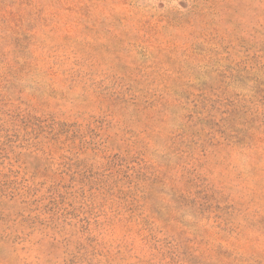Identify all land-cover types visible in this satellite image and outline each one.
<instances>
[{"label":"rangeland","instance_id":"1","mask_svg":"<svg viewBox=\"0 0 264 264\" xmlns=\"http://www.w3.org/2000/svg\"><path fill=\"white\" fill-rule=\"evenodd\" d=\"M0 264H264V0H0Z\"/></svg>","mask_w":264,"mask_h":264}]
</instances>
